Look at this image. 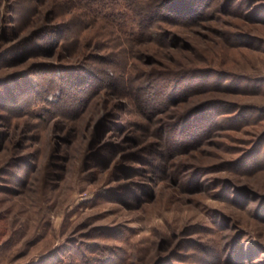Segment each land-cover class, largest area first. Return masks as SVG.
Returning a JSON list of instances; mask_svg holds the SVG:
<instances>
[{
  "label": "rangeland",
  "instance_id": "374dc122",
  "mask_svg": "<svg viewBox=\"0 0 264 264\" xmlns=\"http://www.w3.org/2000/svg\"><path fill=\"white\" fill-rule=\"evenodd\" d=\"M170 7L0 0V264H264V0Z\"/></svg>",
  "mask_w": 264,
  "mask_h": 264
},
{
  "label": "trees",
  "instance_id": "16d2710c",
  "mask_svg": "<svg viewBox=\"0 0 264 264\" xmlns=\"http://www.w3.org/2000/svg\"><path fill=\"white\" fill-rule=\"evenodd\" d=\"M64 1L65 3H67V0H64ZM78 1L85 5L97 4L103 1H122L124 2L128 7L134 9L135 16L137 18V22H138L139 29H140V34L142 36V34H148L150 33V31H152V27L156 25L158 19L165 20V22L167 21L166 16H164L166 14H160V11L171 8L170 7L171 3H173L176 0H151V1L150 0H78ZM71 9L75 10L76 7L69 6V10ZM78 11L81 13V15L85 16L86 13H84L82 10H78ZM88 17L90 19V16ZM92 20L96 24L98 25L100 24L108 28L109 31L111 32V35L116 36L115 34L117 33L115 31L116 29L109 21H107L104 18H99L98 20L96 18H93ZM61 35H64V34H61ZM119 37H122V36H119ZM123 37L121 40H119V44H125V43L132 44V39L134 38H131V37H134L133 35L127 34V36L123 35ZM112 50L108 52V61H109V64L111 63L112 65H114L115 63H120V66H122V68L124 66L126 68V65L128 64V62L134 57L132 55V50H130V48H128L126 45L124 47H121L119 50H117V52L112 51ZM125 71L126 69H124V71L121 74H117L116 77L117 79H120V82L122 84L121 85L122 94L129 95L130 93H132L133 88L130 84L131 79L125 74ZM184 123H187V121Z\"/></svg>",
  "mask_w": 264,
  "mask_h": 264
}]
</instances>
